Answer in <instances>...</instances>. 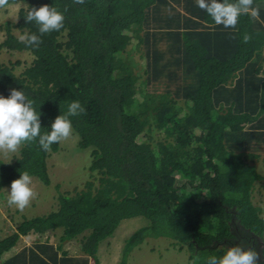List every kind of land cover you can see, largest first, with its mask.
I'll list each match as a JSON object with an SVG mask.
<instances>
[{
	"label": "trees",
	"instance_id": "16d2710c",
	"mask_svg": "<svg viewBox=\"0 0 264 264\" xmlns=\"http://www.w3.org/2000/svg\"><path fill=\"white\" fill-rule=\"evenodd\" d=\"M15 3L16 19L0 24V52L31 59L18 73L20 61H0V95L22 89L42 113V132L79 100L85 111L72 118L73 135L90 160L81 187L56 184L54 209L21 215L0 238V264H99V244L137 217L147 222L124 239L118 264L161 239L190 264L251 241L264 264V212L253 201L264 181V0H253L258 18L242 16L231 29L196 0H6L0 8ZM44 4L64 12V27L26 47L19 36L37 26L24 17ZM59 148L33 141L0 159V192L20 171L49 187L48 159ZM29 235L36 241L17 251Z\"/></svg>",
	"mask_w": 264,
	"mask_h": 264
},
{
	"label": "clouds",
	"instance_id": "9594fccd",
	"mask_svg": "<svg viewBox=\"0 0 264 264\" xmlns=\"http://www.w3.org/2000/svg\"><path fill=\"white\" fill-rule=\"evenodd\" d=\"M5 2L0 0V5ZM76 2L82 3L83 0ZM196 6L215 25L225 29L235 28L242 16L259 17V9L253 6V0H196ZM24 18L26 22L35 23L37 32L21 34L19 41L33 49L39 48L43 35L61 30L65 23L64 12L48 4L29 8ZM84 111L79 100H71L66 110L51 121L49 130L42 132V113L34 101L22 89L11 88L7 96L0 95V152L15 157L22 145L33 141L47 151L53 144L73 135L72 118ZM32 184V175L28 171H20L19 177L11 181L10 190H7V203L23 210L36 195ZM261 255L262 252H258L251 241L237 242L225 246L222 254L207 257L206 264H260Z\"/></svg>",
	"mask_w": 264,
	"mask_h": 264
},
{
	"label": "rangeland",
	"instance_id": "374dc122",
	"mask_svg": "<svg viewBox=\"0 0 264 264\" xmlns=\"http://www.w3.org/2000/svg\"><path fill=\"white\" fill-rule=\"evenodd\" d=\"M20 6V3H15L0 8V24L5 20L14 21L17 17V12ZM30 59V55L25 52H0L1 62L8 63L16 60L21 62V65L15 68L16 73L20 72L22 63H27ZM135 59H137V56H135ZM82 150L77 148V138L74 135L60 142L59 150L56 153H53L48 159V170L51 179L50 186L44 187L39 181L33 178L32 187L36 195L23 210L18 209L15 205L7 203V190H10V186L4 188L0 192V238L10 234L15 229V226L21 220V215L32 217L43 215L51 209H54L56 207V184L60 186L59 189L62 192L71 191L74 188H79L83 185L84 181L88 179L86 166L89 163L90 154L88 151L84 149ZM12 157L13 154L0 152V159L3 161H9ZM259 169L262 172V166H260ZM253 201L261 206L264 212V181L261 185L255 187ZM146 222L147 221L142 217L123 221L111 237L99 244L97 252L99 264H118L124 239L127 238L136 228L146 224ZM58 234L59 233L57 232L50 237V242L54 245L57 243ZM35 241V235L21 237L16 244V250L18 251L23 247L31 246ZM74 257L81 261L86 259L80 254H75ZM89 264H92L91 260H89ZM128 264L190 263L188 260V254L185 250L179 251L170 246L167 240L161 239L150 240L146 244L136 248L130 254Z\"/></svg>",
	"mask_w": 264,
	"mask_h": 264
}]
</instances>
